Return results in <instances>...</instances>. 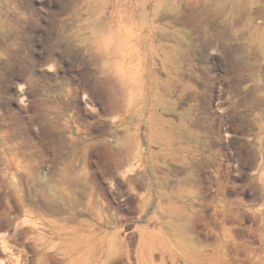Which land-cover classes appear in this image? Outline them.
<instances>
[{
	"label": "rangeland",
	"instance_id": "1",
	"mask_svg": "<svg viewBox=\"0 0 264 264\" xmlns=\"http://www.w3.org/2000/svg\"><path fill=\"white\" fill-rule=\"evenodd\" d=\"M0 264H264V0H0Z\"/></svg>",
	"mask_w": 264,
	"mask_h": 264
}]
</instances>
